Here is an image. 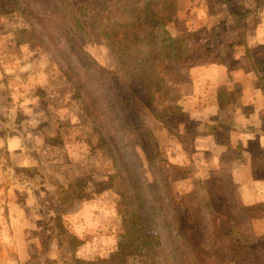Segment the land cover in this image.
<instances>
[{"label":"rangeland","instance_id":"1","mask_svg":"<svg viewBox=\"0 0 264 264\" xmlns=\"http://www.w3.org/2000/svg\"><path fill=\"white\" fill-rule=\"evenodd\" d=\"M115 1L121 0H0V118L3 125L16 124L29 156L24 166H18L16 156L10 158L3 129L0 187L16 185L20 191L15 198L30 201L27 209L33 219L25 228V246L21 240L18 249L0 245L3 264L5 260L76 264L75 260L95 262L102 257L110 260L105 264H144L123 236L117 188L120 176L126 186L132 183L126 177L129 169L149 194L147 204H155L154 194L159 195L161 212L168 217L170 200L185 202L178 206L183 211L192 203L189 198L197 201L205 196L227 212L219 195L222 186H230L227 175L200 174L201 164L191 154L196 123H188L179 105L167 96L146 90L142 74L125 80L114 74L116 64L101 29ZM201 6L209 8L211 21L209 27L185 37L189 59L162 67L165 79L175 80L183 91L188 67L203 60L205 50L217 52L229 46L245 22L252 26L264 0H177L175 16L178 10L186 14ZM74 17L86 32L83 38L68 32L77 29ZM181 24L185 20L174 23L184 30ZM92 61L112 74L95 72L87 78L85 68ZM101 74L104 91L97 85ZM108 100L116 103L118 113L105 112L110 109ZM122 125L127 126L121 131ZM169 133L178 147H161ZM4 204L0 196V216L6 219ZM210 219L207 250L218 251L219 260H232L225 264L249 251V246L263 251L264 236L255 235L246 218L237 216L236 224L217 214Z\"/></svg>","mask_w":264,"mask_h":264},{"label":"crops","instance_id":"2","mask_svg":"<svg viewBox=\"0 0 264 264\" xmlns=\"http://www.w3.org/2000/svg\"><path fill=\"white\" fill-rule=\"evenodd\" d=\"M208 9L193 7L186 12L187 29L196 34L199 29L209 27ZM256 10L258 20L252 26L245 22L235 30H239V37L229 46L217 52L205 50L204 59L188 67L184 91L181 84H176L182 89L177 101L180 113L188 123H196L191 154L201 164L199 173L216 171L227 175L230 186L221 189L225 193L234 192L235 208L239 209L234 218H246L254 234L264 236V6ZM175 17H185V12L178 10ZM173 28L178 31L175 25ZM2 125L0 118V138L4 129L6 136L2 138H6L10 158L16 156L18 166H24L29 156L23 134L14 129L16 124L13 128L11 123H5L4 128ZM173 143L178 147V143ZM185 151L183 155L188 156ZM15 187L12 183L0 187L6 213V219L0 216V245L4 249L6 245L18 249V240L25 246L28 240L25 228L33 221L27 209L30 201L15 198L19 190ZM7 261L5 264H17Z\"/></svg>","mask_w":264,"mask_h":264},{"label":"trees","instance_id":"3","mask_svg":"<svg viewBox=\"0 0 264 264\" xmlns=\"http://www.w3.org/2000/svg\"><path fill=\"white\" fill-rule=\"evenodd\" d=\"M176 3L177 0H125L124 3L122 0L115 1L111 16L106 15V24L101 29L104 45L116 64L114 74L124 80L135 73L142 74L146 90L162 95L163 98L167 96L175 103L182 95L181 88L175 80L169 83L165 79L162 67L165 63L176 65L187 59L185 37L196 32L187 29L186 24H181L184 30L182 26L177 32L173 28L174 23L180 20L186 21L188 18V14H185V17L176 19ZM72 20V25L77 29L68 28V32L74 31L78 37H85L86 32L79 19L74 17ZM85 72L86 77L90 79L95 72L112 74L95 61L85 68ZM97 79L100 80V84L97 85L104 91L106 84L103 74ZM107 103L110 109L105 110L106 113L111 110L117 112L116 103H112V100H108ZM126 126L122 125L119 128L122 131ZM173 140L174 136L169 133L168 142L163 141L161 147L172 146ZM117 174L122 173L119 171ZM120 177V187L117 188V192L119 196L121 195L123 236L136 249L144 264H225L232 261L230 258L217 259L218 251L207 250V247L211 240L208 231L211 215H220L224 222L234 224L237 222L234 212L239 209L235 208L233 191L219 194L223 203L227 204V212L216 208L211 196H205L197 201L189 198L188 201L192 203L186 204L183 211L178 206L184 205L185 202L170 200L169 208L171 207L172 214L168 217L161 212L159 195L154 194L155 204H147L149 194L141 187L140 179L133 169H129L126 175L127 179L132 181L129 186H126L125 177ZM74 187L77 188L78 185ZM229 197L233 199L232 202ZM204 235L208 238L207 241ZM105 259L110 261L109 258L102 257L95 262L79 260L75 262L105 264L107 262ZM236 259V264H264V248L262 252L258 247L250 248Z\"/></svg>","mask_w":264,"mask_h":264}]
</instances>
